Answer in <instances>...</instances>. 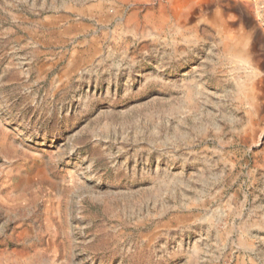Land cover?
Here are the masks:
<instances>
[{
    "label": "rangeland",
    "instance_id": "rangeland-1",
    "mask_svg": "<svg viewBox=\"0 0 264 264\" xmlns=\"http://www.w3.org/2000/svg\"><path fill=\"white\" fill-rule=\"evenodd\" d=\"M173 1L0 0V264H264V0Z\"/></svg>",
    "mask_w": 264,
    "mask_h": 264
},
{
    "label": "bare ground",
    "instance_id": "bare-ground-1",
    "mask_svg": "<svg viewBox=\"0 0 264 264\" xmlns=\"http://www.w3.org/2000/svg\"><path fill=\"white\" fill-rule=\"evenodd\" d=\"M181 2H183V1H182V0H174V1H173V4H175V5H179ZM34 176H35V175L28 174L27 179H28V180H31ZM24 178H25V177H24ZM23 181H24V180H23Z\"/></svg>",
    "mask_w": 264,
    "mask_h": 264
}]
</instances>
